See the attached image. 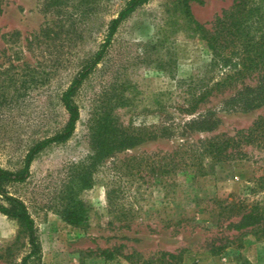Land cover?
<instances>
[{"label":"rangeland","instance_id":"obj_1","mask_svg":"<svg viewBox=\"0 0 264 264\" xmlns=\"http://www.w3.org/2000/svg\"><path fill=\"white\" fill-rule=\"evenodd\" d=\"M51 1L6 0L0 16L4 168L19 167L33 143L62 128L61 92L125 0ZM231 2L189 0L203 23ZM209 58L179 0H149L120 24L75 95L72 136L42 150L29 177L9 187L39 236L41 254L27 264H264V238L229 226L239 216L214 211L228 194L264 209V189L251 188L254 164H213L199 154L202 141L249 126L264 103L244 106L235 88L213 93L193 114L177 110ZM173 151L183 157L176 172L150 170ZM74 205L82 216L72 224ZM26 252L18 224L0 213V264H20ZM165 252L178 258L169 262Z\"/></svg>","mask_w":264,"mask_h":264},{"label":"trees","instance_id":"obj_2","mask_svg":"<svg viewBox=\"0 0 264 264\" xmlns=\"http://www.w3.org/2000/svg\"><path fill=\"white\" fill-rule=\"evenodd\" d=\"M148 1L125 0L116 16L108 21L99 48L61 92L60 101L66 115L62 128L33 143L26 151L19 167L9 169L0 165V213L14 220L26 238L27 252L20 264H27L38 258L41 254V245L35 221L27 205L20 197L12 194L9 187L15 183H22L29 177L31 163L42 150L52 144L63 143L72 136L80 114L75 101L78 89L103 58L120 24ZM5 2L6 0H0V16ZM60 2L51 1L56 7ZM179 3L191 27L204 42L210 58L208 65L200 70L196 81L190 80L188 83L177 110L193 114L213 93L235 88L241 90L240 92L244 91L239 98L244 106H261L264 103V0H232L226 9L205 23L194 17L189 0H179ZM44 31L45 28H42L41 32ZM251 82L256 84L252 86ZM200 150L201 158L205 157L213 164L230 162L238 158L250 159L254 164L252 176L254 186L251 188L264 189V113L258 115L249 126L237 129L233 135L219 134L202 141ZM196 154H193V157H198ZM182 158H179L178 152H167L159 162H154L149 167L151 171H156L157 175L162 176L166 172H176ZM182 162L185 164L184 160ZM229 197H232L231 200H227ZM217 200V208L214 211L218 216L226 219L239 216L238 222L234 224L229 222V226L237 230L249 227L257 239L264 238V209L259 203H247L235 194H228L225 199ZM121 214L123 215L124 211ZM81 216L75 205L66 213L67 221L72 224L79 222ZM123 226L130 225L126 223ZM163 255L167 256L169 262L178 258L177 254L171 252H165Z\"/></svg>","mask_w":264,"mask_h":264}]
</instances>
